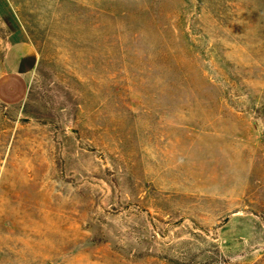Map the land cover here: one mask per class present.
Returning a JSON list of instances; mask_svg holds the SVG:
<instances>
[{
  "label": "rangeland",
  "instance_id": "obj_1",
  "mask_svg": "<svg viewBox=\"0 0 264 264\" xmlns=\"http://www.w3.org/2000/svg\"><path fill=\"white\" fill-rule=\"evenodd\" d=\"M5 1L0 264H264V0Z\"/></svg>",
  "mask_w": 264,
  "mask_h": 264
},
{
  "label": "crops",
  "instance_id": "obj_2",
  "mask_svg": "<svg viewBox=\"0 0 264 264\" xmlns=\"http://www.w3.org/2000/svg\"><path fill=\"white\" fill-rule=\"evenodd\" d=\"M0 17L8 31L0 72V104L14 107L27 96L29 78L36 68L38 55L5 0H0Z\"/></svg>",
  "mask_w": 264,
  "mask_h": 264
}]
</instances>
